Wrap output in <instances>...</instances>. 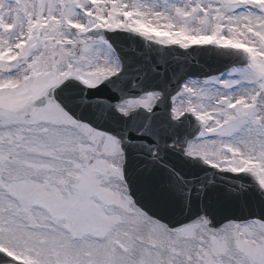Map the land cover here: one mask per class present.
<instances>
[{"label": "snow or ice", "instance_id": "6c2138e0", "mask_svg": "<svg viewBox=\"0 0 264 264\" xmlns=\"http://www.w3.org/2000/svg\"><path fill=\"white\" fill-rule=\"evenodd\" d=\"M14 3V19L0 14V264H264V219L213 226L200 215L169 226L130 196L121 140L50 94L69 78L96 88L121 72L108 41L91 35L101 30L239 57L226 73L184 82L170 114L199 124L185 155L246 174L264 200V0ZM160 97L148 91L114 107L151 113ZM175 175L187 207L191 189Z\"/></svg>", "mask_w": 264, "mask_h": 264}, {"label": "water", "instance_id": "95a60500", "mask_svg": "<svg viewBox=\"0 0 264 264\" xmlns=\"http://www.w3.org/2000/svg\"><path fill=\"white\" fill-rule=\"evenodd\" d=\"M76 84H70L69 86H71L77 93H79L80 92V90H79V88H77L78 86L76 85ZM86 98L88 99V98H90V97H93L95 94L94 93H90V92H87L86 94ZM66 99V98H65ZM67 100V99H66ZM71 109H73L72 107H71ZM74 110V109H73ZM154 201H155V199H154ZM162 201V199H159V202H161ZM162 203V202H161ZM194 203H196V201H194ZM164 208V207H163ZM165 214H166V216H167V218L168 219H170V220H172L173 219V216L175 215L174 213H168V212H166L165 211ZM212 216V218L213 219H216V215L215 214H212L211 215Z\"/></svg>", "mask_w": 264, "mask_h": 264}, {"label": "rangeland", "instance_id": "374dc122", "mask_svg": "<svg viewBox=\"0 0 264 264\" xmlns=\"http://www.w3.org/2000/svg\"><path fill=\"white\" fill-rule=\"evenodd\" d=\"M2 2V0H0V3ZM5 2H8L11 6H12V8L14 9V10H17V5L14 3V0H5ZM3 3V2H2ZM7 9L6 8H4V16H6L7 18H9L10 19V16H11V13L8 11H6ZM98 36H100V35H98ZM97 36V37H98Z\"/></svg>", "mask_w": 264, "mask_h": 264}]
</instances>
